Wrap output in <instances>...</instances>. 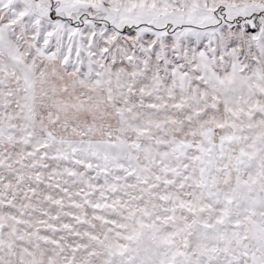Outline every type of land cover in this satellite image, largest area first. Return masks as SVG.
<instances>
[{
    "label": "snow or ice",
    "instance_id": "6c2138e0",
    "mask_svg": "<svg viewBox=\"0 0 264 264\" xmlns=\"http://www.w3.org/2000/svg\"><path fill=\"white\" fill-rule=\"evenodd\" d=\"M0 264H264V0H0Z\"/></svg>",
    "mask_w": 264,
    "mask_h": 264
}]
</instances>
